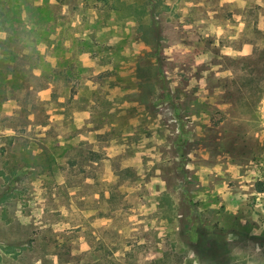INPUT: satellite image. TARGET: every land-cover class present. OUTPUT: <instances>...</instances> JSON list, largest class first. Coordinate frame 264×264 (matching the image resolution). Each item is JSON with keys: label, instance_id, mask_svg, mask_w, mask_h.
<instances>
[{"label": "rangeland", "instance_id": "rangeland-1", "mask_svg": "<svg viewBox=\"0 0 264 264\" xmlns=\"http://www.w3.org/2000/svg\"><path fill=\"white\" fill-rule=\"evenodd\" d=\"M0 264H264V0H0Z\"/></svg>", "mask_w": 264, "mask_h": 264}, {"label": "crops", "instance_id": "crops-1", "mask_svg": "<svg viewBox=\"0 0 264 264\" xmlns=\"http://www.w3.org/2000/svg\"><path fill=\"white\" fill-rule=\"evenodd\" d=\"M249 46H250L249 44H244V46H243V52H246V48H249Z\"/></svg>", "mask_w": 264, "mask_h": 264}]
</instances>
